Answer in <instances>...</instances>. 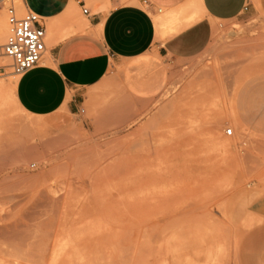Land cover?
<instances>
[{"label": "rangeland", "instance_id": "1", "mask_svg": "<svg viewBox=\"0 0 264 264\" xmlns=\"http://www.w3.org/2000/svg\"><path fill=\"white\" fill-rule=\"evenodd\" d=\"M19 78L0 56V264H236L252 225L241 195L264 196V11L214 21L151 97L118 69L84 112L38 117L12 98Z\"/></svg>", "mask_w": 264, "mask_h": 264}, {"label": "crops", "instance_id": "2", "mask_svg": "<svg viewBox=\"0 0 264 264\" xmlns=\"http://www.w3.org/2000/svg\"><path fill=\"white\" fill-rule=\"evenodd\" d=\"M22 2L25 10L40 16L50 37L47 54L20 76L15 90L23 111L38 117L80 113L89 89L118 69L131 94L154 96L170 61L195 57L209 46L214 21L264 11V0H150L149 7L141 0ZM169 12H181L171 22L182 26L175 32L157 27L155 17ZM192 15V22L185 24ZM237 120L238 126H246ZM241 197L252 225L240 243L236 264H264V196L247 191Z\"/></svg>", "mask_w": 264, "mask_h": 264}, {"label": "built area", "instance_id": "3", "mask_svg": "<svg viewBox=\"0 0 264 264\" xmlns=\"http://www.w3.org/2000/svg\"><path fill=\"white\" fill-rule=\"evenodd\" d=\"M141 1L143 6H150V0ZM3 11L7 17L8 35L0 46V56L11 58L13 73L22 76L35 68L44 57L47 50L46 30L37 13L29 9L20 12L15 0H0V14ZM83 13L88 14V8H84ZM31 166L35 167L36 164Z\"/></svg>", "mask_w": 264, "mask_h": 264}, {"label": "bare ground", "instance_id": "4", "mask_svg": "<svg viewBox=\"0 0 264 264\" xmlns=\"http://www.w3.org/2000/svg\"><path fill=\"white\" fill-rule=\"evenodd\" d=\"M169 13H171V12H169ZM180 17H181V13L180 12H174V13H171V14H163V15H157L156 17H155V20L158 22V24H159V26H157V27H159V30H160V28L162 29V30H177L179 27H182V26H178L179 24L177 23L176 25H172V20L173 19H180ZM193 18H195V15H192L189 19H187L186 21H184L185 22V24H190L191 22H192V20H193ZM182 20V19H181ZM181 23H183L182 21H180ZM179 22V23H180ZM0 26H1V24H0ZM169 31V32H170ZM172 32V31H171ZM240 32V31H239ZM242 35V34H241ZM224 40V39H223ZM46 54H47V52H46ZM2 60V59H1ZM9 60V59H8ZM5 62V61H4ZM4 66H6V64H3V67ZM7 67V66H6ZM11 68V67H10ZM7 70H8V68H7ZM19 80V79H18ZM18 80H17V82H18ZM12 84H13V82H12ZM16 85H17V83H15ZM16 85L14 86V85H12V88H11V90H12V98H13V96H14V98L13 99H15L16 100V97H15V90H16ZM197 85V84H196ZM199 86V85H198ZM203 87V85H200V87L199 88H202ZM239 88V87H238ZM189 89V88H188ZM188 89H187V91H188ZM190 91V90H189ZM191 92V91H190ZM181 101H183V99L181 100ZM16 102H17V100H16ZM173 103V102H172ZM172 103L170 104L171 106H172ZM177 103V102H176ZM180 103V102H179ZM175 104V103H174ZM17 105L19 106V104H18V102H17ZM170 105H168L167 107H165V109L164 110H166V109H168L169 107H170ZM175 106V105H174ZM176 107V106H175ZM19 108L20 109H22L20 106H19ZM173 109V108H172ZM171 109V110H172ZM23 110V109H22ZM176 110V109H175ZM168 112V111H167ZM26 113V112H25ZM168 115V114H167ZM175 116V115H174ZM176 118V117H175ZM221 119H222V117H221ZM225 119V118H224ZM231 120L230 121H232V123L231 124H233L235 127H237L238 126V120H237V115H235V114H233V116H232V118H230ZM220 120V119H219ZM219 120L217 119V121L219 122ZM226 120V119H225ZM225 120H224V122H225ZM217 122V123H218ZM227 122V121H226ZM226 122L224 123V124H226ZM229 122V121H228ZM205 123V122H204ZM208 123V122H207ZM223 124V123H222ZM230 124V125H231ZM29 125V124H28ZM27 125V126H28ZM202 125V124H201ZM216 125V124H215ZM215 125H213L212 126V130H213V127L215 126ZM220 125V124H219ZM241 125V124H240ZM221 126V125H220ZM232 126V125H231ZM46 127V125H45V123L44 122H42V121H36V122H32L30 125H29V128H32V129H36V130H43L44 128ZM241 127V126H240ZM243 127H245V128H247L246 126H243ZM243 127H241L242 129H243ZM234 128V127H233ZM244 128V129H245ZM216 129H217V125H216ZM216 129H214V131H216V132H218ZM231 130V134H229L228 133V130ZM237 129V128H236ZM243 129V130H244ZM213 132V131H212ZM237 132V131H236ZM240 132V131H239ZM226 133L227 134H229V135H232L233 134V129L232 128H228L227 130H226ZM245 133V132H244ZM247 133V132H246ZM214 134V133H213ZM218 134V133H217ZM237 134V133H236ZM214 135H216V134H214ZM213 135V136H214ZM238 135H240L239 133H238ZM241 135H242V133H241ZM243 136V135H242ZM211 138V137H210ZM218 138V136L217 137H215V139H217ZM236 138V137H235ZM238 138H239V136H238ZM245 138V137H244ZM209 139V138H208ZM240 139H241V136H240ZM247 139V138H246ZM249 139V138H248ZM236 140V139H235ZM239 140V139H238ZM237 140V141H238ZM243 140H245V139H243ZM176 141V140H175ZM236 141V142H237ZM245 141H247V140H245ZM244 141V142H245ZM227 143L225 144V145H223L226 149H223L224 151L226 150L227 152H228V149L230 148V147H232V146H230L228 143L230 142H228V141H226ZM232 142H235V141H232ZM239 142V141H238ZM242 142V141H241ZM240 142V143H241ZM249 142V141H248ZM170 144V143H169ZM222 144H224V143H222ZM237 144V143H236ZM232 145V144H231ZM235 145V144H234ZM223 146H222V148H223ZM238 147V146H237ZM241 147V146H240ZM225 151V152H226ZM232 151V150H231ZM160 157V156H159ZM239 157V156H238ZM161 158V157H160ZM224 161V160H223ZM166 163V162H165ZM226 163V162H225ZM169 166H171V165H169ZM170 168V167H169ZM172 168V167H171ZM170 173H171V171H169ZM165 173H167V172H165ZM158 175H160V174H158ZM157 200V199H156ZM154 201V200H153ZM159 201V200H158ZM141 207V206H140ZM196 223V222H195ZM201 223H203L204 224V222H201ZM207 225V224H206ZM219 244V243H218ZM221 246V245H220ZM219 248V247H218ZM221 248V247H220ZM57 253V252H56ZM60 253V252H59ZM54 254V253H53ZM61 254V253H60ZM220 255V254H219ZM55 256V255H54ZM78 256H80L79 255V253H78ZM59 257V256H58ZM82 258V257H81ZM56 259V261L58 260L57 258H56V256H55V258H53V260H55ZM59 259H60V257H59ZM218 260V259H217ZM220 262V261H219ZM218 263V262H217Z\"/></svg>", "mask_w": 264, "mask_h": 264}]
</instances>
